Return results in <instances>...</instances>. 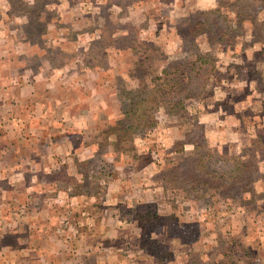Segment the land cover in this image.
<instances>
[{"label": "rangeland", "instance_id": "1", "mask_svg": "<svg viewBox=\"0 0 264 264\" xmlns=\"http://www.w3.org/2000/svg\"><path fill=\"white\" fill-rule=\"evenodd\" d=\"M61 1L0 0V54H20L22 39L55 66L62 51L72 54L66 70L86 69L91 103L107 105L91 110L99 124L83 135L92 157L72 167L83 184L74 177L41 190L56 195L57 221L22 223L18 209L28 204L0 193V264H86L88 244L95 264H246L244 252L264 264V200L255 192L264 182V0H64L58 18ZM65 38L79 44L66 48ZM74 129L79 148L83 131ZM212 132L226 134L225 145L213 148ZM149 165L151 190L139 174ZM250 182L252 191L241 190ZM65 186L89 200L67 199ZM116 209L134 223L128 237L103 234Z\"/></svg>", "mask_w": 264, "mask_h": 264}, {"label": "crops", "instance_id": "2", "mask_svg": "<svg viewBox=\"0 0 264 264\" xmlns=\"http://www.w3.org/2000/svg\"><path fill=\"white\" fill-rule=\"evenodd\" d=\"M62 1L57 6L59 9L56 11L58 15L63 6L62 3H64ZM113 7H117V4H113ZM43 13H48V10L44 9ZM61 16L62 14L58 18H61ZM50 23H52V19ZM52 24H55V21ZM63 41L66 48L72 47L73 44L75 46L79 44L77 40L70 38H67V40L65 38ZM5 42L9 43L6 40ZM18 42L17 47L21 50L20 54H0L1 199L8 198L10 193L16 192L18 205L28 204V208L23 207L22 209H18L19 214L17 217H19V221L22 223H29L32 220L45 223L48 220L51 222L52 216L56 217L57 221L58 215L56 216L55 213L58 201L56 198H53L56 195L45 193L41 190L47 189V185L49 186L48 189H51L52 185L57 188L61 180H68L69 183H74V177L79 178L76 181L77 184H83V181L80 180L82 176L77 166L85 165L84 163L88 162L92 157L90 152L91 147L83 144L84 142H88V140L83 138V135L89 134L91 123L99 124V120L98 123L92 121L90 117L91 110L98 112L102 110V113H104L107 104L101 97H97L91 103L90 94L88 93L90 87L87 82L90 83L92 81L89 80L86 69H76L75 73L66 70L65 62L67 59H65V56L72 54H65V51H62V65L55 66L53 65L55 57L46 55L45 51L42 50L43 48L39 49L36 44H30L31 42H27L24 39ZM34 46L36 47V51L34 48H31ZM31 49L33 52L28 53L27 50L31 51ZM31 58L38 61L37 65L33 64L30 66ZM95 70L98 72V68ZM95 79L98 80L99 76L95 77ZM74 81L76 84H74ZM104 83L102 81L101 84ZM92 88L93 94L97 96L101 95L100 90L103 89L95 85ZM118 122L119 120H117ZM75 127H81L83 131L80 136L81 141L79 142L81 146L79 148H75L78 143L77 141H73L74 135H72V132L75 130ZM229 133L232 136V133ZM206 137L213 148L218 147L217 144H220L222 147L227 141V136L223 133L217 135V133L212 132ZM218 151L221 153L222 149H218ZM74 164L77 165L76 169L72 168ZM261 166L264 167V160ZM151 167L152 165H149L139 172L141 176H145V181L141 184H144V188H148L149 190L151 188L147 186L145 172ZM59 176L66 177L60 178ZM262 179L264 180V178ZM149 184H153L152 179ZM131 186L134 188V185ZM257 191L260 193L258 194V198L263 201L264 198L261 195L264 194V182L261 181V178L256 180V195ZM61 192L63 195H66L67 199L82 198L89 200V196L85 193L79 196L69 194L66 186L61 188ZM111 192H113L111 191V187H108L105 192V198ZM114 192L117 191L115 190ZM132 193L135 195V191ZM136 193L138 202H142L140 190L138 189ZM130 195L131 193H129ZM117 200L119 198H117V193H115L110 205L116 204ZM2 203L4 206H10L6 201ZM85 208L89 210L88 205ZM115 208H117V205ZM107 217V221L113 223L110 225L111 227L114 224L116 225L111 230L103 226L102 229L105 236L110 238L116 235L115 233H121L122 235L124 234L123 237H128L129 226L134 223H130L124 219L118 220L117 209L114 217ZM96 221L98 222L99 220L97 219ZM117 223L119 224L118 228L122 231L117 229ZM131 230L136 235L140 232L136 228H132ZM106 231L111 233L106 235ZM24 237L25 240L30 237L34 238V236H30L29 234ZM82 246V259L87 262L86 264H95L96 262L91 259L95 254L91 252V245L88 244L85 247L86 249H82ZM117 264L151 263H147L144 258L141 259L139 257V259H133L132 263L117 262Z\"/></svg>", "mask_w": 264, "mask_h": 264}, {"label": "trees", "instance_id": "3", "mask_svg": "<svg viewBox=\"0 0 264 264\" xmlns=\"http://www.w3.org/2000/svg\"><path fill=\"white\" fill-rule=\"evenodd\" d=\"M235 170V169H234ZM242 170H243V167H241V166H239V167H237L236 166V170H235V172H236V174L237 175H241L242 174ZM239 184H243V183H239ZM241 190H248V191H252V183L250 182V183H247V184H243L242 186H241ZM236 240H233V244H235L234 242H235ZM232 247H234V246H231V247H229V251H231V252H229V257L230 258H232V256H233V253L232 252H235L234 250H231L230 248H232ZM244 255H245V257H247V258H245L246 260H247V262H245L246 264H253L252 263V260L251 259H248V256H247V253H245L244 252ZM228 256V255H227ZM231 261H232V259H231ZM233 263H227V264H238V262H234V261H232ZM242 262H244V261H242Z\"/></svg>", "mask_w": 264, "mask_h": 264}]
</instances>
